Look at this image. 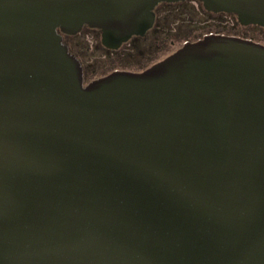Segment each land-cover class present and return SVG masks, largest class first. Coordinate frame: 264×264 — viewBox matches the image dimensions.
Listing matches in <instances>:
<instances>
[{
  "label": "water",
  "instance_id": "1",
  "mask_svg": "<svg viewBox=\"0 0 264 264\" xmlns=\"http://www.w3.org/2000/svg\"><path fill=\"white\" fill-rule=\"evenodd\" d=\"M0 0V264H264V43L207 33L88 82L161 2ZM264 26V0H199Z\"/></svg>",
  "mask_w": 264,
  "mask_h": 264
},
{
  "label": "rangeland",
  "instance_id": "2",
  "mask_svg": "<svg viewBox=\"0 0 264 264\" xmlns=\"http://www.w3.org/2000/svg\"><path fill=\"white\" fill-rule=\"evenodd\" d=\"M156 17L158 27L132 36L117 49L105 47L100 29L87 25L71 37L64 36L66 41L78 42L71 46L83 67L85 82L115 69L142 70L185 41L207 33L239 35L264 43L263 25L241 24L235 13L209 11L199 0L161 2L156 6Z\"/></svg>",
  "mask_w": 264,
  "mask_h": 264
},
{
  "label": "flooded vegetation",
  "instance_id": "3",
  "mask_svg": "<svg viewBox=\"0 0 264 264\" xmlns=\"http://www.w3.org/2000/svg\"><path fill=\"white\" fill-rule=\"evenodd\" d=\"M84 27V26H83ZM74 34H67V33H62V38H63V42L68 46V48H69V50L73 53V54H75L76 56H77V54L74 52V50H73V48H72V46L71 45H75V44H77L78 42H74V40H72V39H68L67 41L64 39V36H69V37H71V36H73ZM78 57V56H77Z\"/></svg>",
  "mask_w": 264,
  "mask_h": 264
},
{
  "label": "trees",
  "instance_id": "4",
  "mask_svg": "<svg viewBox=\"0 0 264 264\" xmlns=\"http://www.w3.org/2000/svg\"><path fill=\"white\" fill-rule=\"evenodd\" d=\"M155 13H156V8H155ZM154 27H158V23H157V17H156V20H155V23H154V25H153V27L151 28V29H153ZM150 29V30H151ZM150 30H148V31H150ZM147 31V32H148ZM145 36H143V38H144Z\"/></svg>",
  "mask_w": 264,
  "mask_h": 264
}]
</instances>
